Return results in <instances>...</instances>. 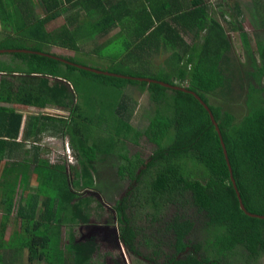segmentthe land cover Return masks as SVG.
I'll use <instances>...</instances> for the list:
<instances>
[{"label": "trees", "instance_id": "obj_1", "mask_svg": "<svg viewBox=\"0 0 264 264\" xmlns=\"http://www.w3.org/2000/svg\"><path fill=\"white\" fill-rule=\"evenodd\" d=\"M21 1L23 0H0V18L6 19L4 15L12 18L17 15L21 18L28 17L29 11L22 8L17 10V6L11 12L10 6ZM36 1L43 16H35L34 20H30V24L36 29L35 33L41 30L46 20L59 15L67 7H75L70 18L81 17L84 22L86 18L92 30L107 31L111 25L118 26L114 38H124L122 57H127L126 60L131 63L141 61L143 52L155 51L161 47L169 48L171 52L167 60V72L157 71L148 77L191 90L207 104L219 129L231 174L244 208L250 213L264 214V103L250 105L247 113L235 122L231 113L209 102L207 95H213L222 83L218 61L227 41L222 27L209 17L202 0H129V3H126V0ZM78 10L83 13L82 16H79ZM99 13L101 15L96 19ZM185 34H189L188 41L183 37ZM239 34L241 39L245 37L242 31H239ZM36 37L37 43L29 48L10 42H1L0 47L16 46L41 50L37 39L43 38L42 32ZM68 38L70 39L69 33ZM67 40H61L59 46L68 45L70 49L75 50L74 40H68V43ZM11 54L23 61L22 72L60 78L69 75L75 93L78 91L77 86H80L77 85L78 82L81 84L88 78L116 88L124 84L145 86L154 102L160 101L164 91L168 89L155 83L93 73L43 55L24 52ZM72 61L81 64L73 59ZM262 67L263 65L259 68ZM125 68L107 67L101 70L143 76L139 75L137 70ZM73 72L75 73L72 75ZM140 72L145 71L140 69ZM37 85V93L26 89L25 95L32 94L42 100H45V97H53L54 99L48 100L56 99L58 106L62 104L65 90L56 86L43 88V82H38ZM169 90L170 114L155 112L141 132L131 129L120 115V108L123 109L120 102L109 109L112 116L102 121L103 126L106 124L107 130L111 131L106 136H94L90 127L93 124L91 118L81 115L82 109L78 104L70 106L69 120L64 119L60 124L62 130L70 131L68 140L77 152L80 168L76 172L81 178L88 177L90 162L97 152L107 153L113 138L123 135L134 142L137 137L143 135L154 146L147 160L135 157V161L129 160L125 165H119L118 174L127 173L130 179L136 182L146 168L158 166L149 185L151 196L157 197L161 202L162 199L173 202L187 195L189 204L203 214L205 227H211L208 233L210 235L202 242L188 243L184 238L190 232L192 222L177 215L172 216L165 228L172 233L173 254L160 264H222L225 257L237 249L244 251L247 257L257 256L264 250V218L247 216L238 208L218 137L205 109L190 93ZM21 103L32 104L27 100ZM19 123V113L14 112L11 107L0 106V240L5 223L14 209L13 217L18 220V230L23 233L30 232L29 241L32 243L26 248L28 255L36 254L46 264H91L89 257L94 250L92 240L75 241L69 231L66 243L60 249L59 224L74 218L86 223V214L82 213L81 209L86 207L88 198L72 189V186L77 184V173L74 168H68L73 175V178L69 179L64 165L48 164L45 160L38 159L36 154H31V159L37 160V166L35 164L31 168H27L20 160L10 161L14 153L3 152L4 144L8 142L2 137L14 139ZM172 127L171 138L167 143L161 144L166 131ZM185 160L201 168V180L191 176L193 172L190 169H194V166L185 167L187 170L181 168L180 162L183 161L185 166ZM138 162L143 167L138 166L137 173L135 171ZM30 173L36 182L35 190L23 195L21 193ZM80 185L83 189H88L90 183L81 181ZM16 191L18 196L14 200ZM126 194L116 200L113 206L120 224L118 240L127 251L138 256L139 253L133 244L135 231L124 212ZM17 249L18 247L9 248L10 264H13V252ZM203 252L205 253L202 254ZM0 264L7 263L4 260Z\"/></svg>", "mask_w": 264, "mask_h": 264}, {"label": "rangeland", "instance_id": "obj_2", "mask_svg": "<svg viewBox=\"0 0 264 264\" xmlns=\"http://www.w3.org/2000/svg\"><path fill=\"white\" fill-rule=\"evenodd\" d=\"M202 1L209 17L216 20L222 27L227 41V46L218 61V68L222 74L221 86L213 92V95L207 96L210 103L231 113L234 121L237 122L247 113L250 105L264 103V0ZM30 5L31 2L28 1L25 8ZM99 15L101 13L96 15V19ZM4 17L6 19H0V43L6 42L7 44L14 37L22 38L26 34L31 19L28 20L26 17L18 22L12 16L4 15ZM66 17L70 18V16ZM62 22L64 21L46 20L44 22L41 27L43 38L37 39L41 49L51 52L53 48H56V44L59 45L60 41L66 37L65 29L70 35H74L71 27L64 28L65 23L60 25ZM57 31L59 32L56 34ZM239 31L245 34L244 38L241 39ZM94 32H89L90 36L87 42L80 43L84 45V52H74L73 60L99 70L107 67H116L117 69H126L125 67H127L132 71L137 70L139 75H143L140 77L153 76V73L157 71L167 72V60L171 52L169 48L161 47L155 51L143 52L141 61L131 63L130 60H126L127 57H122L123 37L110 38L111 36L106 34L102 40L97 41L98 43H93L94 38L91 35ZM183 37L186 41L189 40V34H185ZM51 44H54V47ZM262 65L263 67L259 68ZM140 69L145 72H140ZM77 85L80 86H77L78 91L74 97L82 109L81 115L84 114L93 121L90 127L94 136H106L107 133H111L107 130L106 124L103 126L102 121H106L112 116L109 109L117 106L119 102L122 103L123 108L122 110L120 108V115L124 117L131 129L138 132L145 129L155 112L170 114L168 112L171 93L169 89L164 91L160 101L154 102L150 91L145 86L124 84L122 87L116 88L110 85L105 86V83L90 78L83 80L81 84L78 82ZM81 99L83 105H81ZM101 107L106 109L102 110ZM66 132L70 134V131ZM172 133L173 127L166 131V136L162 138L161 144L167 143ZM135 140L132 142L131 139L123 137V135L113 138L107 153L97 152L96 157L90 162V169H87L89 176L83 178L76 172L80 168L78 155L75 149L70 148L69 142L68 147L65 148L66 141L64 143V139L58 138L50 144L43 143L41 148L40 157L48 159L51 164L65 165L69 179L73 178L71 169L74 168L77 173V184L73 185L72 189L88 198L86 207L81 209L82 213L86 214V223L74 218L72 221L66 220L64 223H60L58 229L62 243L66 241L69 231L72 238L78 241L93 240L94 250L89 257L91 264H160L173 254L172 233L166 230L165 225L174 215L192 222L191 230L184 238L188 243L202 242L207 235H210L208 233H210L211 227H205L203 214L189 204L187 195L181 196L173 202H166L163 199L161 202L157 197L151 196L149 185L153 174L159 168L158 166L146 168L136 182L130 179L127 173L118 174L119 165H125L129 160L135 161L133 160L135 157L147 160L154 148L153 144L148 142L143 135ZM20 156V153H16L13 160ZM180 163L181 168L185 170L194 166V169H190L193 172L191 176L202 179V170L199 166L186 160L185 166H183V161ZM136 165L135 172L138 173V166L142 168L143 165L139 162ZM68 168H71L70 172ZM32 178L33 175L30 173L21 194L34 192L36 182H33ZM81 181L89 182V188L83 189L80 185ZM127 192L128 194H126ZM95 194H98L99 198ZM125 194L127 200L124 212L130 226L135 231L133 244L139 253L138 256L127 251L118 241L120 224L113 206L116 200ZM17 196L18 192L16 191L14 200ZM13 212L14 209L12 211L14 216ZM1 213L0 210V215ZM13 216L12 218L16 220ZM67 217H69L68 214ZM86 225L90 227H86ZM103 228L107 230L111 228L112 232L103 236ZM12 229L13 233H10ZM85 230H88L87 236H81ZM8 235L10 238L7 240L15 242V246L19 243V245L27 244L28 247L32 243L29 241L30 232L19 231L15 222L14 224L12 222L9 230L2 231L1 239L4 240L9 237ZM12 236L13 238H11ZM60 249L62 248L60 247ZM25 252L27 262L30 258L35 259L28 264H46L36 254L28 255V252ZM222 264H264V250L250 258L245 256L244 251L240 252V249H237L235 252L229 253Z\"/></svg>", "mask_w": 264, "mask_h": 264}, {"label": "crops", "instance_id": "obj_3", "mask_svg": "<svg viewBox=\"0 0 264 264\" xmlns=\"http://www.w3.org/2000/svg\"><path fill=\"white\" fill-rule=\"evenodd\" d=\"M31 2L30 7L25 8V4ZM23 0L17 5L10 6L11 12H13V8L17 6V10L26 9L29 11L28 13V20H34L33 17H41L42 11L40 8V5L37 3L36 0ZM110 2H115L119 0H109ZM126 3H129V0H126ZM105 8L107 6H104ZM111 9H114L113 7H110ZM75 7H67L65 11L60 12L59 15H56L49 20L54 21H64L65 27H71L73 30L74 35H70V39L68 38V30L65 29V39L68 40L73 39L74 45L76 46V49H70L68 45L65 46H59L57 45L56 48L52 49V54L62 57H67L68 59L72 57L74 52H84L83 51V44L89 40V32L95 31L92 33L91 36H93L94 40L93 43H98V40H102L106 34L111 36L110 38L114 37L116 32L118 31V26L111 25L107 31H97L92 30L90 28V25L87 24L88 20L79 17L76 19L69 18L67 19L66 16L72 15V13L75 11ZM79 12V10H78ZM16 14V13H15ZM79 12V16H80ZM83 13L81 14V16ZM1 19V18H0ZM14 20L20 22V20H24L25 18H21L20 16H14ZM3 20V19H1ZM33 24L31 23L28 29L26 30V34L22 38L14 37L13 40L9 41L10 43L19 44V46L26 45L28 48L30 46H34L37 42L36 35L40 36L42 30H39L35 33L36 29L33 28ZM62 30V29H61ZM60 31V30H59ZM57 31L56 34L59 32ZM98 34V35H95ZM67 40V43H68ZM0 46L1 43H0ZM51 46L54 47V44H51ZM6 49V50H5ZM7 49H14L13 51H8ZM16 49H27L25 47H0V106L3 107H11L14 112L20 114V123L19 128L17 130L16 137L14 139H10L8 137L3 136L2 139L5 140L6 144H4L3 152H12L14 155L16 153H20L21 156L17 158L16 160H20L24 162L23 164L27 165V168L33 167V165L37 166L36 159H31V154H36L38 159L45 160L46 163L51 164L48 159L41 158L42 153V146L43 143H51L58 138L64 139V143L66 141V147H68V136L69 133L61 129V121L65 119V121H68L70 118L69 115V107L73 104H77V101L75 100V90L73 88V82L71 81L69 75L66 74L65 78L60 76H51V75H41L39 73L31 72L26 73L22 72L23 68L22 65H24L23 61H21L19 58L13 56L11 53L14 52H21L16 51ZM30 51H37L28 49ZM43 52H50L48 50H43ZM80 52V53H81ZM24 53H33L34 52H24ZM82 64V63H81ZM60 69L63 71V67L60 66ZM75 72L72 73V75ZM42 79V80H41ZM38 82H43V87H61L63 90H65V98L63 99V102L60 106L56 104V99L54 101L48 100L54 99L53 97H45V100L37 99L32 94L25 95L24 91L26 89H32L30 92L37 93L39 86L37 85ZM25 100L31 102L32 104L27 105L23 104L21 102H24ZM57 101H59L57 99ZM34 103V104H33ZM39 104V105H37ZM81 105H83L82 99H81ZM64 122V121H63ZM13 140V141H12ZM70 143V142H69ZM70 145V144H69ZM12 147V148H10ZM70 148L74 150L71 145ZM47 152V150H44ZM13 155V157H14ZM13 157L10 159V161L13 160ZM43 157V156H42ZM65 166V165H64ZM66 168V167H65ZM33 182H35L34 178ZM32 183V182H31ZM1 216V215H0ZM12 213L9 216L8 223H5V230H9L11 227V224L15 222V225L18 226V220L12 218ZM13 221H12V220ZM17 221V222H16ZM1 222V218H0ZM10 233H13V229L10 231ZM9 233V234H10ZM9 236V235H8ZM7 238L0 241V262L6 261L7 264L9 263V258L11 256V252L9 251V248L12 247H18L16 252H13L15 257H13V264H28L32 261H34V258H30L27 262L26 260V248L27 244L17 245L15 246L13 241H8ZM26 242V241H25ZM62 237L60 236V247L66 243H62ZM25 257V260H24Z\"/></svg>", "mask_w": 264, "mask_h": 264}, {"label": "water", "instance_id": "obj_4", "mask_svg": "<svg viewBox=\"0 0 264 264\" xmlns=\"http://www.w3.org/2000/svg\"><path fill=\"white\" fill-rule=\"evenodd\" d=\"M7 50L8 51H11V50L13 51L14 49H7ZM0 51H4V50H0ZM16 51L34 52L36 54L43 55V56L55 59L57 61H61L63 63L69 64V65L74 66L76 68L84 69V70H87V71H90V72H93V73H97V74L113 75V76L120 77V78L134 79V80H137V81H145L146 83H155V84H158L159 86H162L164 88H168V89H171V90H180V91H183V92L190 93L198 101V103L205 109V111L207 112L208 119H209L211 125L213 126V130L215 131V133H216V135L218 137L219 146L221 148V153H222L223 159L225 161V166H226V170H227V173H228V179H229L230 185H231V187H232V189L234 191V195H235V198H236V201H237L238 208L247 216L260 218V219L264 218V214L250 213L244 208V206H243V204L241 202L238 190L236 189L234 179H233L232 174H231V168H230V165H229V162H228V159H227L226 151H225V148H224V144H223V142L221 140V135H220L219 129L217 127V124H216V122H215V120H214V118H213V116H212L207 104L205 102H203V100H201L200 97L197 94H195V92H193L191 90H188V89H186V88H184L182 86L169 84L167 82H164V81H161V80H156V79L149 78V77L129 76V75L116 74V73H111V72H107V71H103V70H98L96 68H91V67L86 66V65H81V64L74 63V62L63 60L61 58L55 57L52 54H49V53H46V52H43V51H30L28 49H16ZM95 196L97 198H99L98 194H95Z\"/></svg>", "mask_w": 264, "mask_h": 264}, {"label": "flooded vegetation", "instance_id": "obj_5", "mask_svg": "<svg viewBox=\"0 0 264 264\" xmlns=\"http://www.w3.org/2000/svg\"><path fill=\"white\" fill-rule=\"evenodd\" d=\"M37 51H41V50H37ZM46 53H49V54H52V52H46ZM39 55V54H38ZM53 55V54H52ZM53 56H55V57H58V58H61V59H63V60H66V61H70V62H73L72 61V57L71 58H67V57H62V56H57V55H53ZM60 63H63V62H61V61H59ZM75 63V62H74ZM63 64H66V63H63ZM67 65H69V64H67ZM81 65H83V64H81ZM86 227H90V226H87L86 225ZM96 227H98V226H96ZM93 228V227H92ZM112 232V229L111 228H108V230L107 229H105V228H103V236H105V234H108V233H111ZM87 234H88V230L86 231L85 230V232H83L82 234H81V236H87ZM78 239H79V237H78ZM74 240L75 241H78V240H76L75 238H74ZM88 240H90V239H88ZM83 241V240H82ZM93 241V240H92ZM119 241V240H118ZM120 243V242H119Z\"/></svg>", "mask_w": 264, "mask_h": 264}]
</instances>
